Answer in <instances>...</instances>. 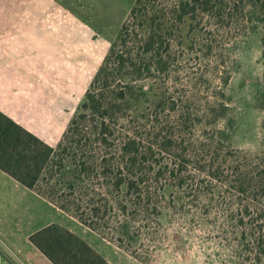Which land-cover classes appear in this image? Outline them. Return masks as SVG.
<instances>
[{"label": "rangeland", "instance_id": "obj_1", "mask_svg": "<svg viewBox=\"0 0 264 264\" xmlns=\"http://www.w3.org/2000/svg\"><path fill=\"white\" fill-rule=\"evenodd\" d=\"M134 2L26 0L19 6L16 22L0 31V70L8 74L9 105L20 100L15 109L21 123L58 143ZM245 13L248 19L233 17L230 27L201 26V32L186 21L165 51L166 73L143 79L151 90L133 109L123 108L126 116L116 129L121 135L132 115L150 113L165 95L158 111L169 120L167 137L179 135L167 149L154 143L146 163L162 161L178 175L164 172L156 181L155 173L149 174L152 183L142 202L129 201L137 194L115 191L117 199L106 207L97 200L112 194L98 190L95 203L84 201L79 210L91 227L0 169V264H54L29 239L52 222L101 249L113 264H264V197L224 181L229 176L238 184L244 174L258 173L264 161V81L253 75L264 68V26ZM254 49L261 52L255 62ZM187 107L191 120L181 124L180 109ZM221 120L223 130L217 127ZM68 163L65 180L73 173ZM124 196L126 210L117 201ZM100 203L97 214L92 204Z\"/></svg>", "mask_w": 264, "mask_h": 264}, {"label": "trees", "instance_id": "obj_2", "mask_svg": "<svg viewBox=\"0 0 264 264\" xmlns=\"http://www.w3.org/2000/svg\"><path fill=\"white\" fill-rule=\"evenodd\" d=\"M246 10L256 15L255 18L251 15L250 20L257 19L264 26V0H135L128 18L96 71L85 100L56 145L0 110V169L91 227L94 225L79 210L84 201L95 203L98 190L102 194L104 190L112 194L111 198L109 195L97 200L102 205L105 203L106 207L117 199L115 191L137 194L129 201L135 204L142 202V193L152 183L149 174L154 172L156 181L166 175L164 172L170 171L171 177L178 175L174 167L169 169V164L163 165L162 161L155 164L158 170L154 169L155 165L146 163H150L154 154V143H160L162 150L167 149L179 135L170 133L167 137L165 128L169 120L158 111L166 103L165 95L156 101L150 113L132 115L128 120L130 128L123 135L116 130L121 119H125L122 112L139 105L142 95L146 96L151 90V86L146 87L141 82L143 79L166 73L170 55L167 56L165 51L170 49L173 33L180 30L186 21L196 32L202 31L201 26L208 25L221 29L230 27L233 17L248 19ZM262 40L264 48V33ZM173 110L177 111L176 105H173ZM191 116L190 107L180 109L181 124L190 121ZM141 127L145 131L138 132ZM68 162L74 167L71 177L65 180ZM262 162L258 173L244 174L238 184L229 176L224 181L234 183L243 192L253 189L263 198ZM147 166L151 170L146 171L144 168ZM179 171L180 174L182 170ZM208 172L221 177L212 170ZM117 201L127 209L126 196ZM101 203L92 204L97 214ZM249 207L246 205L245 210L248 211ZM29 239L54 264H113L57 222L38 229L30 234Z\"/></svg>", "mask_w": 264, "mask_h": 264}, {"label": "crops", "instance_id": "obj_3", "mask_svg": "<svg viewBox=\"0 0 264 264\" xmlns=\"http://www.w3.org/2000/svg\"><path fill=\"white\" fill-rule=\"evenodd\" d=\"M25 1L26 0H0V31L4 28V26H8L9 23L16 22L14 18H17V16L22 13L23 10L21 8L23 7V5H25ZM19 6H21V8H19ZM8 90V74L0 70V110L20 122V118L18 117V111H16L15 109L19 105L20 100H18L15 105L10 106L8 99L12 96H7ZM17 98H19V96ZM97 250L100 253L102 252V250L99 248ZM102 253L106 255L104 252ZM109 261L112 262L111 260Z\"/></svg>", "mask_w": 264, "mask_h": 264}, {"label": "clouds", "instance_id": "obj_4", "mask_svg": "<svg viewBox=\"0 0 264 264\" xmlns=\"http://www.w3.org/2000/svg\"><path fill=\"white\" fill-rule=\"evenodd\" d=\"M261 55V52L259 49H254L253 50V62ZM240 57L237 54H233V59H239ZM253 75L256 76L258 79L264 81V68H257L256 70L253 71ZM224 124L225 122L223 120L218 122V129L223 130L224 129ZM237 148L241 151H252L255 152V148H250L249 146L246 145H238Z\"/></svg>", "mask_w": 264, "mask_h": 264}]
</instances>
